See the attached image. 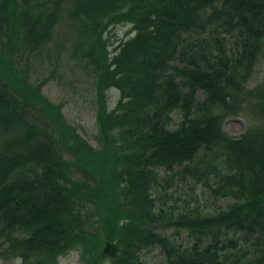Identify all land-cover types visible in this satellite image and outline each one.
<instances>
[{
    "label": "trees",
    "instance_id": "1",
    "mask_svg": "<svg viewBox=\"0 0 264 264\" xmlns=\"http://www.w3.org/2000/svg\"><path fill=\"white\" fill-rule=\"evenodd\" d=\"M120 24L135 33L110 50ZM262 61L264 0H0V257L61 264L98 235L100 257L119 247L100 264H151L154 249L166 264H264V77L247 86ZM37 63L92 84L95 147ZM185 187L204 208L176 197Z\"/></svg>",
    "mask_w": 264,
    "mask_h": 264
},
{
    "label": "rangeland",
    "instance_id": "2",
    "mask_svg": "<svg viewBox=\"0 0 264 264\" xmlns=\"http://www.w3.org/2000/svg\"><path fill=\"white\" fill-rule=\"evenodd\" d=\"M128 29V24H120L114 26L106 32L105 38L108 41L110 50H112L115 45L119 44L121 39L126 38L130 35L131 31ZM259 65L260 66L257 67L258 70L254 75V77L256 78L251 79L248 82V87L253 86L257 82L263 80L264 62L262 61ZM37 67L38 68L32 70V77L40 81L49 76L50 79L43 85L44 93L48 97H50V99L62 105V109L66 114V119L71 124H74L78 131L82 133L95 147V145H97L96 135H98V127L95 116L96 112L90 104L89 95L86 96L87 85L92 84H88L87 81L81 80L78 82H74L72 85L64 86V84L60 82L58 77L54 78V75L50 70H42L38 63ZM72 68L73 65L63 70L64 78L67 83H69L70 81L79 80L78 77L75 76V73L72 71ZM78 69V74L83 75V68L79 66ZM107 98H109L110 107H114L120 98V91L115 88L109 90ZM179 118L180 116L178 114H175V120L177 121L179 120ZM250 122L251 119H249L243 112L240 115L230 116L226 118L224 127L230 134L240 135L246 130ZM193 195L197 196V202H192L191 206H196L197 203H200V208H204V206L207 204V197L201 192L200 189L196 190L195 192H191L185 187L178 193H176V197H179L180 199H191ZM169 202L171 203V200H169ZM180 210L182 211L181 208ZM103 226L104 224L99 223L98 229H102V236L105 237L107 233L104 230L105 227ZM170 232H174V229L172 228ZM97 236L98 235L94 236L90 240L89 244L87 245V249L84 246H81L79 249L76 248L65 254H62L60 257L61 264H100L102 261H108L107 257L102 258V256H99V254L102 255V252H99L101 246L98 248V246L94 242ZM176 237L178 238V241L180 243H183L185 246L192 243V240L186 231H182ZM145 258L151 264H166L165 255L160 249H154L146 252ZM0 264H21V260L15 259L13 261H10L0 258Z\"/></svg>",
    "mask_w": 264,
    "mask_h": 264
},
{
    "label": "water",
    "instance_id": "3",
    "mask_svg": "<svg viewBox=\"0 0 264 264\" xmlns=\"http://www.w3.org/2000/svg\"><path fill=\"white\" fill-rule=\"evenodd\" d=\"M116 247L114 246V245H112V244H108L107 246H106V248H105V251H110V253H115V251H116Z\"/></svg>",
    "mask_w": 264,
    "mask_h": 264
}]
</instances>
